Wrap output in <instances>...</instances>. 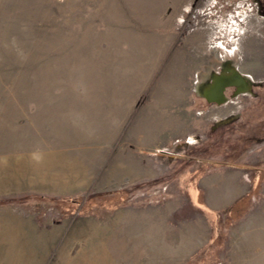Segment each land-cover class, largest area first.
Wrapping results in <instances>:
<instances>
[{
  "label": "rangeland",
  "instance_id": "374dc122",
  "mask_svg": "<svg viewBox=\"0 0 264 264\" xmlns=\"http://www.w3.org/2000/svg\"><path fill=\"white\" fill-rule=\"evenodd\" d=\"M258 104L264 0H0V264H226L209 207L241 148L264 167Z\"/></svg>",
  "mask_w": 264,
  "mask_h": 264
},
{
  "label": "crops",
  "instance_id": "0c3cea01",
  "mask_svg": "<svg viewBox=\"0 0 264 264\" xmlns=\"http://www.w3.org/2000/svg\"><path fill=\"white\" fill-rule=\"evenodd\" d=\"M239 70L249 77L255 73L252 67H244V64ZM255 108L263 109L264 106L258 104ZM250 116L252 114H246L247 118ZM259 147L263 148L264 142L257 144ZM252 150L250 148L248 152ZM249 153L241 148L240 158H231V167L225 170L229 177L225 187L226 202L222 207H209L215 212L224 210L222 216L228 233L224 241L221 237L216 238L218 240L214 246L224 251L226 264H264V167L250 162ZM199 191L202 193V190ZM203 196L202 193L201 202L204 204Z\"/></svg>",
  "mask_w": 264,
  "mask_h": 264
},
{
  "label": "water",
  "instance_id": "95a60500",
  "mask_svg": "<svg viewBox=\"0 0 264 264\" xmlns=\"http://www.w3.org/2000/svg\"><path fill=\"white\" fill-rule=\"evenodd\" d=\"M252 85L253 84H251L250 79L239 69L233 71L231 75H224V73L222 72V74L217 78L215 88H217L218 91L222 93L223 98L217 99L216 97L207 96L206 99L210 102L222 104L227 100V95L225 96V93L229 88H236L235 93L238 94L240 92V88H242L243 90H248L249 88L252 89Z\"/></svg>",
  "mask_w": 264,
  "mask_h": 264
},
{
  "label": "bare ground",
  "instance_id": "6f19581e",
  "mask_svg": "<svg viewBox=\"0 0 264 264\" xmlns=\"http://www.w3.org/2000/svg\"><path fill=\"white\" fill-rule=\"evenodd\" d=\"M233 71H236V68L235 67L230 68V70H224L223 73H224V75H231L233 73ZM221 74H222V72L220 74H215L213 76L212 83L210 85H208L206 88H204L203 95L205 97H207V96H209V97H216L217 99L223 98L222 93H220V91H218V89L215 88V85H216V82H217V78ZM247 77L250 79L251 84H254L253 81H252V79L249 76H247ZM250 90H251L250 88L248 90H243L242 88H240V92H245V91H250ZM225 96H226V93H225Z\"/></svg>",
  "mask_w": 264,
  "mask_h": 264
},
{
  "label": "built area",
  "instance_id": "2783aa9c",
  "mask_svg": "<svg viewBox=\"0 0 264 264\" xmlns=\"http://www.w3.org/2000/svg\"><path fill=\"white\" fill-rule=\"evenodd\" d=\"M260 6H262V5H260Z\"/></svg>",
  "mask_w": 264,
  "mask_h": 264
}]
</instances>
